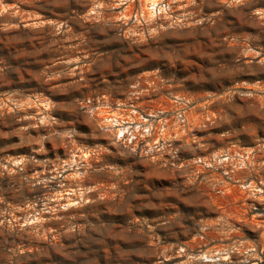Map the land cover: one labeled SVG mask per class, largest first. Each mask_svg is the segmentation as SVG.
Returning a JSON list of instances; mask_svg holds the SVG:
<instances>
[{
  "label": "clouds",
  "instance_id": "1",
  "mask_svg": "<svg viewBox=\"0 0 264 264\" xmlns=\"http://www.w3.org/2000/svg\"><path fill=\"white\" fill-rule=\"evenodd\" d=\"M0 264H264V0H0Z\"/></svg>",
  "mask_w": 264,
  "mask_h": 264
}]
</instances>
